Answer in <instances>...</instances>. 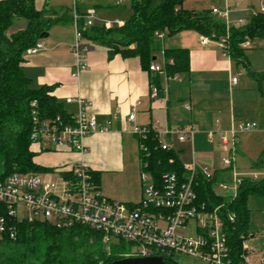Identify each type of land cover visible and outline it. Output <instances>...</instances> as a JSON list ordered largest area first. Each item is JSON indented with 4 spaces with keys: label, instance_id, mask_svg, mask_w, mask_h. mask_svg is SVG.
Returning <instances> with one entry per match:
<instances>
[{
    "label": "crops",
    "instance_id": "1",
    "mask_svg": "<svg viewBox=\"0 0 264 264\" xmlns=\"http://www.w3.org/2000/svg\"><path fill=\"white\" fill-rule=\"evenodd\" d=\"M77 2L35 0L44 20L63 19L48 30L46 41L42 40L44 51L25 54L23 70L35 88L49 86L50 95L64 103L69 114H76L77 108L66 104L67 99L81 97L91 102L89 113L94 114L98 125L107 130L85 139L83 155L66 149L45 152L39 146H31L35 164L53 170L68 169L83 161L100 176L107 172L113 177L115 174L123 176L125 184L130 167L126 152L134 149L138 140L133 129L156 124L162 132V140L171 144L183 164L194 160L221 175L226 153L220 137L222 134L231 137L228 132L233 127L241 122H251L256 124V129L239 134L235 139V171L241 175L258 173L264 176V40L250 42L246 48L247 65L252 75L245 66L226 55L219 42L209 39L203 42L204 37L193 30L178 33L173 42L172 39L166 41L165 36L162 40L157 39L162 51L152 60L161 71L154 73L145 70L139 58L113 53L102 42L85 38L87 70L75 78L73 13L93 15L96 18L93 27H104L105 21L118 22L112 25L111 29H114L123 27L132 11L131 0ZM127 7L130 8L128 13ZM183 8L217 10L230 18L229 21L224 19L226 24L237 26L253 12L264 8V0H184ZM63 11H66L65 17H62ZM8 35L11 34L8 32ZM168 49L188 51V71L178 73L177 78L165 70L167 62L163 50ZM256 76H262V79ZM233 78L237 79L235 85L231 82ZM154 87L158 89L156 97L152 96ZM187 104L191 110L187 109ZM132 111L135 119L129 121ZM178 128L194 129L192 139L180 142L174 133L163 134ZM209 132L214 133L212 141L208 140ZM133 186H136L135 182ZM133 186L125 193L110 195L121 197L124 200L121 203L136 204L141 200L142 189L138 197ZM258 261L254 262L264 264V258Z\"/></svg>",
    "mask_w": 264,
    "mask_h": 264
},
{
    "label": "built area",
    "instance_id": "2",
    "mask_svg": "<svg viewBox=\"0 0 264 264\" xmlns=\"http://www.w3.org/2000/svg\"><path fill=\"white\" fill-rule=\"evenodd\" d=\"M213 12L222 18L226 17V14L217 10ZM259 12L264 13V8ZM72 19L75 28L73 76L78 78L87 70L85 55L88 47L83 32L94 26L96 18L91 14L80 15L75 12ZM102 24L106 29H111L118 22L105 21ZM156 37L162 40L164 34L158 33ZM219 43L225 53V41ZM249 46L250 42L244 44L246 48ZM44 50L43 41L40 40L27 53L34 55ZM160 71L158 65L150 66V72ZM173 77L177 78L176 75ZM231 82L235 85L237 79L233 78ZM157 95L158 89L152 88V96ZM66 104L77 108V113L71 114L69 123H64L60 116L40 121L36 112H33L31 146H39L45 152L66 149L83 155L85 139L91 134L107 130V127L98 125L94 114L89 113L91 102L78 97L67 99ZM186 107L191 110L188 104ZM134 119L135 113L132 111L128 120ZM255 129V123L241 122L228 132L231 137L222 134L220 142L226 157L222 159L221 179H217L216 172L208 166H202L194 160L183 164L184 176L167 172L156 179L147 170L148 163L140 161L142 196L136 204L116 202L102 194L94 182V171L83 161L68 169H53L47 172L49 175L46 177L42 173L31 172L13 173L0 178V239H16V224L19 222L42 221L60 230L75 227L89 229L101 235L103 246L107 249L111 248L114 240H119L132 248V251H126L124 258L161 257L179 264L175 258L185 255L208 264H262L252 261L253 249L248 243L249 235L241 236V253L238 259L233 257L230 225L237 222L236 214L224 211L222 206H214L210 199L205 201L200 196L203 181L212 184L216 197L232 201L237 197L244 180L256 182L264 179L258 173L241 175L235 171V139L239 134ZM149 130L157 133L162 150L172 149L169 142L162 140V132L156 124L136 126L133 133L139 139L146 140ZM171 133L178 135V140L182 142L192 139L194 129L178 128L163 132L165 135ZM213 136L214 133L209 132L208 140L212 141ZM139 148L149 155L143 142ZM190 222L195 225L193 236L186 235L190 230Z\"/></svg>",
    "mask_w": 264,
    "mask_h": 264
},
{
    "label": "trees",
    "instance_id": "3",
    "mask_svg": "<svg viewBox=\"0 0 264 264\" xmlns=\"http://www.w3.org/2000/svg\"><path fill=\"white\" fill-rule=\"evenodd\" d=\"M183 3L184 0H131L132 15L123 27L110 30L92 27L85 30L83 36L87 40L102 42L113 53L139 58L142 67L150 72L152 59L162 51L156 34L167 32L172 36L193 30L212 41L224 40L226 55L252 74L244 44L264 40V13L251 14L245 24L236 26L226 24L212 10H186ZM19 19L27 21L26 28L8 35L13 22ZM60 20H44L35 0L0 1V178L13 173L51 170L35 164L34 154L30 151L34 111L40 121L60 116L64 123L71 122V114L65 110L64 103L50 95V87L35 88L23 70L27 51ZM163 51L167 62L165 70L171 77L188 71L187 50ZM256 77L262 79V76ZM138 141L139 146L143 142L149 153L146 155L139 148V161L148 163L147 170L154 178L160 179L167 172L184 176L178 153L173 149L162 150L156 132L149 130L147 139L138 138ZM93 177L99 187L100 174L94 172ZM216 178L222 176L216 173ZM251 195L264 197V179L256 182L244 180L232 201L216 197L209 182L203 181L200 190L201 199H210L214 206H222L224 211L236 214L237 222L230 225V246L236 259L241 253V236L248 235V197ZM16 227V239H0V264H107L124 259L126 253L125 243L120 247L112 245L106 251L101 235L82 227L60 230L42 221H22Z\"/></svg>",
    "mask_w": 264,
    "mask_h": 264
},
{
    "label": "rangeland",
    "instance_id": "4",
    "mask_svg": "<svg viewBox=\"0 0 264 264\" xmlns=\"http://www.w3.org/2000/svg\"><path fill=\"white\" fill-rule=\"evenodd\" d=\"M83 0H78L77 4H80ZM75 3V2H74ZM73 3V4H74ZM80 6V5H79ZM74 8V7H73ZM128 8V7H127ZM130 8L127 9V13L130 11ZM63 14L62 17H65L66 11L61 12ZM60 13V14H61ZM132 15V11H130ZM52 14V13H51ZM61 14V15H62ZM61 17V16H60ZM59 18V17H58ZM63 19V18H62ZM61 19V20H62ZM225 20H230L228 16L225 18H222ZM60 20V21H61ZM240 22V20H238ZM63 23V22H62ZM27 26V21L25 19H19L15 20L11 27L9 28V34L17 33L18 31L24 30ZM53 27V26H52ZM51 27V28H52ZM108 30V29H107ZM175 35H169L167 32L164 34L166 41H170L176 37ZM46 41V40H44ZM171 42V41H170ZM163 44V43H162ZM164 45V44H163ZM137 139V138H136ZM138 140L134 146V149L131 151L126 152V160L129 163L130 167L126 173L125 179H127V183L123 184V176H116L113 177L111 172L103 173L100 176V189L102 194L106 195L107 197L114 199L116 202H122L124 201L121 199V197L112 196L110 193H114L115 195L125 193L129 186H133V182L136 183V186L134 187V190H136L137 195L139 197L140 189H141V164L139 161V146H138ZM53 170H49V172H52ZM32 173H40V172H32ZM49 173L42 172L43 176H47ZM53 177V176H52ZM133 190V191H134ZM248 208L250 211V220H249V228H248V235H249V245L253 249L252 254V261H262L264 258V197L251 195L248 197ZM190 230L186 232L187 236H193L195 234V225L193 222H190ZM253 235V236H252ZM113 246H121V242L119 240H114ZM104 247V246H103ZM106 251H109V249L105 248ZM124 250L127 252L132 251V248L126 244L124 246ZM175 261L179 264H208L205 262H201L198 260H195L189 256L181 255L177 256L175 258ZM258 261V262H260Z\"/></svg>",
    "mask_w": 264,
    "mask_h": 264
},
{
    "label": "water",
    "instance_id": "5",
    "mask_svg": "<svg viewBox=\"0 0 264 264\" xmlns=\"http://www.w3.org/2000/svg\"><path fill=\"white\" fill-rule=\"evenodd\" d=\"M49 37L45 32L41 35L40 39L45 40ZM107 264H167L161 257H149V258H124L122 260L114 261Z\"/></svg>",
    "mask_w": 264,
    "mask_h": 264
}]
</instances>
